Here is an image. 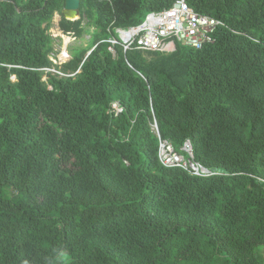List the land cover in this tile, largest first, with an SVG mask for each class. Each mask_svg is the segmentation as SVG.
I'll use <instances>...</instances> for the list:
<instances>
[{"label":"trees","instance_id":"trees-1","mask_svg":"<svg viewBox=\"0 0 264 264\" xmlns=\"http://www.w3.org/2000/svg\"><path fill=\"white\" fill-rule=\"evenodd\" d=\"M177 1L81 0L59 64L65 0H0V264H264V0H187L224 22L202 48L109 49Z\"/></svg>","mask_w":264,"mask_h":264},{"label":"built area","instance_id":"built-area-1","mask_svg":"<svg viewBox=\"0 0 264 264\" xmlns=\"http://www.w3.org/2000/svg\"><path fill=\"white\" fill-rule=\"evenodd\" d=\"M224 22L213 16L197 12L187 0H178L172 7L152 11L139 25L129 27H115L117 36L112 35L105 39L109 42V49L116 54L115 45L121 44L125 51L142 49L150 51L171 52L177 48L178 41L185 45L202 48L208 43L216 41L215 33ZM124 110L120 102L112 103L110 112L118 115ZM158 132V125L154 124ZM182 150L184 155L175 149L172 142H161L160 158L168 166H181L191 169L194 173H210L200 163L194 160L193 145L186 141Z\"/></svg>","mask_w":264,"mask_h":264},{"label":"rangeland","instance_id":"rangeland-1","mask_svg":"<svg viewBox=\"0 0 264 264\" xmlns=\"http://www.w3.org/2000/svg\"><path fill=\"white\" fill-rule=\"evenodd\" d=\"M64 9V8H63ZM63 11V10H62ZM147 12L143 10V8L138 9L134 15H133V21L134 23H138L141 20H144L146 17ZM60 15L58 12L55 13V16L52 21V26L50 28V31L53 33L54 37L61 39H57L56 41V49L58 50V56H57V62L60 64L62 62L68 61L70 59V56L66 54L67 50L69 51V48L71 45H73L76 42V38L72 35L65 34L64 31L61 29L59 23H60ZM65 34V35H64ZM64 35V36H63ZM66 36L70 37V42L68 45H66ZM184 42L178 41L177 47L179 50H182L184 48ZM66 47V51H65ZM70 53V51H69ZM7 195H9V191L6 192Z\"/></svg>","mask_w":264,"mask_h":264},{"label":"water","instance_id":"water-1","mask_svg":"<svg viewBox=\"0 0 264 264\" xmlns=\"http://www.w3.org/2000/svg\"><path fill=\"white\" fill-rule=\"evenodd\" d=\"M80 8L81 0H65V6L61 16L65 17L68 20H77L81 16ZM66 54L70 56L68 50Z\"/></svg>","mask_w":264,"mask_h":264},{"label":"bare ground","instance_id":"bare-ground-1","mask_svg":"<svg viewBox=\"0 0 264 264\" xmlns=\"http://www.w3.org/2000/svg\"><path fill=\"white\" fill-rule=\"evenodd\" d=\"M64 35H65V34H64ZM64 35H63V36H64ZM70 40H71L70 37H67V36H66V45L69 44ZM65 51H66V47H65Z\"/></svg>","mask_w":264,"mask_h":264},{"label":"clouds","instance_id":"clouds-1","mask_svg":"<svg viewBox=\"0 0 264 264\" xmlns=\"http://www.w3.org/2000/svg\"><path fill=\"white\" fill-rule=\"evenodd\" d=\"M59 13V12H58ZM59 15H60V19L62 18V16H61V14L59 13ZM57 61V60H56Z\"/></svg>","mask_w":264,"mask_h":264}]
</instances>
